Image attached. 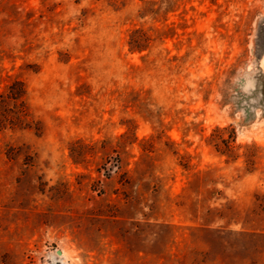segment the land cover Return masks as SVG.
I'll return each mask as SVG.
<instances>
[{"label": "rangeland", "instance_id": "rangeland-1", "mask_svg": "<svg viewBox=\"0 0 264 264\" xmlns=\"http://www.w3.org/2000/svg\"><path fill=\"white\" fill-rule=\"evenodd\" d=\"M16 77L41 130L0 128V264H264V0H0Z\"/></svg>", "mask_w": 264, "mask_h": 264}, {"label": "trees", "instance_id": "trees-1", "mask_svg": "<svg viewBox=\"0 0 264 264\" xmlns=\"http://www.w3.org/2000/svg\"><path fill=\"white\" fill-rule=\"evenodd\" d=\"M150 36L143 29H135L130 35L131 50H143L148 47ZM27 88L24 81L14 78L7 89L0 94V128L41 130L40 121L37 120L29 109L26 101ZM207 140L214 148L225 155L229 160L236 161L241 156L245 157L248 165L253 164L252 146L246 145L247 150L240 154L239 148L243 146L237 143V134L232 125L216 126ZM250 152V153H249ZM186 167L189 164H184Z\"/></svg>", "mask_w": 264, "mask_h": 264}, {"label": "water", "instance_id": "water-1", "mask_svg": "<svg viewBox=\"0 0 264 264\" xmlns=\"http://www.w3.org/2000/svg\"><path fill=\"white\" fill-rule=\"evenodd\" d=\"M60 252H62V251H60Z\"/></svg>", "mask_w": 264, "mask_h": 264}]
</instances>
